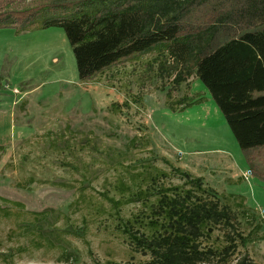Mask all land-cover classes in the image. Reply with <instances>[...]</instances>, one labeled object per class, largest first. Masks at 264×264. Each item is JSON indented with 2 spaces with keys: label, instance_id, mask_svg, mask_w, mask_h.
Returning <instances> with one entry per match:
<instances>
[{
  "label": "rangeland",
  "instance_id": "rangeland-1",
  "mask_svg": "<svg viewBox=\"0 0 264 264\" xmlns=\"http://www.w3.org/2000/svg\"><path fill=\"white\" fill-rule=\"evenodd\" d=\"M153 59L122 63L83 82L63 28L0 30V264L130 260L104 196L115 195V180L128 165L141 169L147 160L167 173L164 160L203 176L233 196L232 207L249 209L253 214L239 224L248 240L228 261L264 264V148L254 150L250 165L202 83L191 78L172 88ZM170 89L171 101L198 94L209 101L172 108ZM43 211L48 217L37 221ZM25 224L54 245L36 247ZM60 246L76 251L78 262H61Z\"/></svg>",
  "mask_w": 264,
  "mask_h": 264
},
{
  "label": "trees",
  "instance_id": "trees-1",
  "mask_svg": "<svg viewBox=\"0 0 264 264\" xmlns=\"http://www.w3.org/2000/svg\"><path fill=\"white\" fill-rule=\"evenodd\" d=\"M52 27L65 30L81 81L153 55L158 76L171 78L172 88L191 78L202 83L250 165L254 150L264 148V95H256L264 92V0H0V30ZM171 89L166 97L172 108L204 102L200 94L171 101ZM164 162L169 173L150 160L141 169L128 165L115 180V195L104 194L113 230L131 254L108 264H229L237 244L248 240L239 231L240 218L253 213L241 204L232 207L233 196L202 177ZM37 214V221L48 217ZM37 228L24 226L31 242L54 245ZM214 237L225 243H213ZM60 248L61 262H78L76 251Z\"/></svg>",
  "mask_w": 264,
  "mask_h": 264
},
{
  "label": "crops",
  "instance_id": "crops-1",
  "mask_svg": "<svg viewBox=\"0 0 264 264\" xmlns=\"http://www.w3.org/2000/svg\"><path fill=\"white\" fill-rule=\"evenodd\" d=\"M207 95L209 96V98L211 99V97H210V95H209V93L207 92ZM256 95H264V92H260V93H258V94H256ZM203 97H204V102L206 101H209V99L205 96V95H203ZM212 100V99H211ZM213 101V100H212ZM214 102V101H213ZM203 103V102H202ZM214 104H215V102H214ZM215 107L217 108V106H216V104H215ZM218 109V108H217ZM215 110V109H214ZM219 110V109H218ZM220 111V110H219ZM221 113V112H220ZM222 114V113H221ZM223 116V115H222ZM224 118V117H223ZM225 120V119H224ZM226 122V121H225ZM228 126V125H227ZM230 129V128H229ZM231 133H232V131H231ZM232 135H233V133H232ZM233 137L235 138V136L233 135ZM235 141H236V143H237V145H238V147H239V149H240V146H239V144H238V141L236 140V138H235ZM259 165L260 164H258V168H257V170L260 172V167H259ZM253 172L252 173H256L254 170H252ZM251 172V171H250ZM246 173V172H245ZM244 174V173H243ZM243 174H242V176H243ZM260 174V173H259ZM200 177H202L203 178V176H200Z\"/></svg>",
  "mask_w": 264,
  "mask_h": 264
}]
</instances>
